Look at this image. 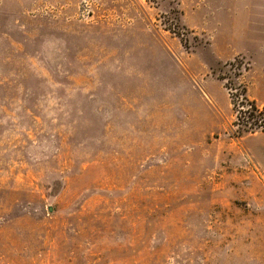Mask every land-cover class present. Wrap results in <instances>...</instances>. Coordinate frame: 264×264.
I'll use <instances>...</instances> for the list:
<instances>
[{
    "label": "rangeland",
    "instance_id": "obj_1",
    "mask_svg": "<svg viewBox=\"0 0 264 264\" xmlns=\"http://www.w3.org/2000/svg\"><path fill=\"white\" fill-rule=\"evenodd\" d=\"M242 93L264 0H0V264H264Z\"/></svg>",
    "mask_w": 264,
    "mask_h": 264
},
{
    "label": "trees",
    "instance_id": "obj_2",
    "mask_svg": "<svg viewBox=\"0 0 264 264\" xmlns=\"http://www.w3.org/2000/svg\"><path fill=\"white\" fill-rule=\"evenodd\" d=\"M241 96H242V102L241 103L247 104L249 109H250V110H246L245 111L246 115H247V118L248 119H252L253 122H252L251 126H249L248 129H244L243 131L238 132V136H243L245 134H250V133H253L256 130H261V129L264 128V121L257 122L256 119H255V116L253 114V112L260 113V111L258 110V106L255 105L253 100L247 99L245 97L244 93H242Z\"/></svg>",
    "mask_w": 264,
    "mask_h": 264
}]
</instances>
